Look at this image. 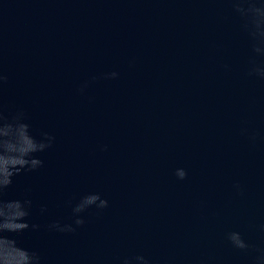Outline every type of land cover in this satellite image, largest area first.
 I'll list each match as a JSON object with an SVG mask.
<instances>
[{
    "label": "water",
    "instance_id": "95a60500",
    "mask_svg": "<svg viewBox=\"0 0 264 264\" xmlns=\"http://www.w3.org/2000/svg\"><path fill=\"white\" fill-rule=\"evenodd\" d=\"M252 58L264 67L226 0H0V101L6 115L25 110L33 135L55 136L36 154L44 167L13 178L8 198L27 194L42 225L21 243L45 264H252L226 239L264 248ZM92 192L109 206L89 208L75 233L43 227L72 223L69 201Z\"/></svg>",
    "mask_w": 264,
    "mask_h": 264
},
{
    "label": "clouds",
    "instance_id": "9594fccd",
    "mask_svg": "<svg viewBox=\"0 0 264 264\" xmlns=\"http://www.w3.org/2000/svg\"><path fill=\"white\" fill-rule=\"evenodd\" d=\"M231 6V11L240 20L241 30L250 41L251 51L257 55H264V0H226ZM227 67V65H225ZM249 76L264 80V67L256 64L254 58L249 61ZM119 73L112 71L105 73V79H116ZM7 76L0 69V91L7 82ZM97 77H92L95 81ZM89 82L82 84L78 91L83 94ZM28 116L24 109H17L14 113H5L4 105L0 101V264H45L44 257L35 249L24 246L18 237L25 232H38L42 225L32 222L34 201L25 194L22 197L9 199V191L13 186L14 177L21 173L37 172L44 167L45 161L37 153H44L50 149L55 136L42 131L39 138L33 135L31 125L27 122ZM247 130L243 129L242 134ZM255 141L256 134L250 136ZM106 150V146L105 149ZM178 180L187 178L184 168H177L174 172ZM237 191H241L240 185H234ZM71 206L72 223H62L53 220L43 226L49 232L75 233L85 224L83 213L89 208L95 207L102 211L109 206L107 199L100 193L92 192L83 195L77 203ZM41 215L47 212L46 205H39ZM226 239L234 249L242 252L252 251L256 253L252 257V264H264V248H256L250 245L238 231L226 234ZM134 259L140 264H150L144 256H136ZM121 264H132V260L124 258Z\"/></svg>",
    "mask_w": 264,
    "mask_h": 264
}]
</instances>
